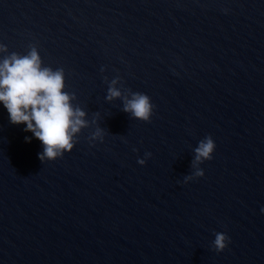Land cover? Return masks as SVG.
Returning a JSON list of instances; mask_svg holds the SVG:
<instances>
[{
  "label": "water",
  "instance_id": "obj_1",
  "mask_svg": "<svg viewBox=\"0 0 264 264\" xmlns=\"http://www.w3.org/2000/svg\"><path fill=\"white\" fill-rule=\"evenodd\" d=\"M0 44L36 45L97 119L42 162L0 103V264H264V0H0ZM117 77L151 122L106 101Z\"/></svg>",
  "mask_w": 264,
  "mask_h": 264
},
{
  "label": "clouds",
  "instance_id": "obj_2",
  "mask_svg": "<svg viewBox=\"0 0 264 264\" xmlns=\"http://www.w3.org/2000/svg\"><path fill=\"white\" fill-rule=\"evenodd\" d=\"M4 53H9V49L0 44V54ZM119 83L118 77L108 81L106 101L122 100V110L132 119L151 122L154 105L150 97L140 92L125 96L117 87ZM66 87L64 70L45 66L36 45H30L27 54L11 52L0 59V103L7 109L13 125H26L25 131L31 132L42 143L43 151L38 154L42 162L56 161L65 153H71L83 130L97 120H88L86 111L73 103L77 100L76 95L66 91ZM104 136V129L97 126L89 140L103 142ZM26 141L30 142V138L26 137ZM215 149L211 136L199 142L193 150L194 172L184 177L185 183L204 177L205 173L199 165L211 161ZM145 155L151 157V153ZM145 162V159L138 160L141 165ZM229 243L227 235L217 232L213 250L224 252Z\"/></svg>",
  "mask_w": 264,
  "mask_h": 264
}]
</instances>
